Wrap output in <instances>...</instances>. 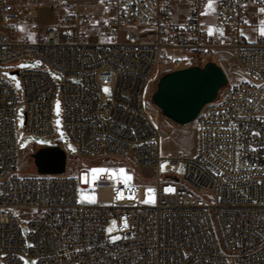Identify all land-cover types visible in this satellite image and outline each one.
<instances>
[{
	"label": "built area",
	"instance_id": "obj_1",
	"mask_svg": "<svg viewBox=\"0 0 264 264\" xmlns=\"http://www.w3.org/2000/svg\"><path fill=\"white\" fill-rule=\"evenodd\" d=\"M216 1L212 26L209 0H0V264H264V36L226 43L217 30L263 19L264 0ZM175 3L186 7L181 22L173 20ZM42 6L57 15L44 34ZM225 50L246 78L203 107L192 154L165 156L178 124L152 102L163 66H203L196 57L217 62ZM22 59L39 66L17 69ZM7 68L18 71L21 94L2 75ZM57 96L73 157L153 168V180L135 175L127 186L105 173L91 186L86 170L71 172L65 148L64 173L22 172L17 107L27 136L55 143ZM163 160L171 162L166 174ZM181 161L180 176L171 168ZM150 186L153 204L144 200ZM80 187L96 192L97 203L80 204ZM19 211L40 214L25 224Z\"/></svg>",
	"mask_w": 264,
	"mask_h": 264
},
{
	"label": "rangeland",
	"instance_id": "obj_2",
	"mask_svg": "<svg viewBox=\"0 0 264 264\" xmlns=\"http://www.w3.org/2000/svg\"><path fill=\"white\" fill-rule=\"evenodd\" d=\"M209 4L206 7V18L205 22L215 26L216 23V11H217V1L212 0L211 8L209 9ZM174 18L177 19L182 15L183 9L185 12V6L180 3H175L174 6ZM57 15L54 11L49 8L42 6L39 9V23L41 26V33H45L49 26L56 24ZM264 18H254L247 25H243L241 27H235L233 25H228L225 27L217 26L218 32L224 35L226 43H231L238 35L243 36L249 43H253L257 40L261 35V29H264ZM27 31V29H24ZM168 55L169 53H164ZM217 63L222 66L228 76V83H236L244 80L246 77L243 74L242 67L238 61V59L233 55V53L229 50H225L219 55V60ZM17 69L23 70L27 68H34L39 66V63L36 60L31 59H22L17 62L15 65ZM167 69V65L165 64L162 68L164 70L163 74ZM162 74V75H163ZM2 75L7 76L10 81H12L15 90L18 94L22 92V85L20 81V77L17 74H11V71L7 69L2 70ZM161 75V76H162ZM55 78L58 81H61V77L57 74ZM105 89H108V92H105ZM104 94L111 98L112 92L110 87L105 86L103 88ZM155 109V108H154ZM156 110V109H155ZM24 106L20 102L17 107V118H16V129H17V137H18V153H19V169L22 172L26 173H35L36 167L34 164V160L31 154L28 153L31 147L35 148L37 151L39 148L44 146H57L61 145L63 148L67 149L70 153V170L71 172H75L77 169L86 170L88 172V184L93 186L97 180L107 173L110 177L116 179L117 181H121L127 186H130L134 183V176L140 177L142 180L151 181L155 175V170L153 168H145V167H134L130 165L126 161H122L117 158H103V159H81L75 158L73 156L76 155L75 148L70 143L68 136L66 135L64 124H63V115H62V102L59 96L55 99L53 114L56 125V132L58 140L54 143L50 139H45L42 136L38 135H26L25 133V115H24ZM172 135H170L163 143V154L167 156L170 153L176 152L178 149H183L186 153L192 154L195 149V124L194 122L186 125V126H173ZM74 149V150H73ZM171 164L169 160H163L160 163L159 169L161 174L168 173L167 167ZM186 162L181 161L178 165V168L175 169L172 164L171 170L176 172L178 175H183L185 172ZM104 170V171H96L93 170ZM120 170H123L121 172ZM130 177V179H127ZM148 189H153V193H149ZM157 198V189L153 186L148 187L145 190V202L147 204L155 203ZM78 202L80 204L93 205L97 203L98 195L93 190H87L83 188H79L77 195ZM154 200V202H153ZM21 220L24 221L25 224L38 216L40 211H19L16 212ZM111 228V234L116 231L115 221H111L107 225V231ZM27 232V228L24 229ZM109 233V231H108ZM117 236V235H114Z\"/></svg>",
	"mask_w": 264,
	"mask_h": 264
},
{
	"label": "water",
	"instance_id": "obj_3",
	"mask_svg": "<svg viewBox=\"0 0 264 264\" xmlns=\"http://www.w3.org/2000/svg\"><path fill=\"white\" fill-rule=\"evenodd\" d=\"M11 74H17L13 71ZM228 84L225 70L215 61L203 66L165 72L152 94V102L172 122L186 126L193 123L203 107L215 100ZM36 172L62 174L66 171L67 152L61 146H44L33 155Z\"/></svg>",
	"mask_w": 264,
	"mask_h": 264
},
{
	"label": "snow or ice",
	"instance_id": "obj_4",
	"mask_svg": "<svg viewBox=\"0 0 264 264\" xmlns=\"http://www.w3.org/2000/svg\"><path fill=\"white\" fill-rule=\"evenodd\" d=\"M211 3H212V0H210L209 9H210V10H214L213 8H211ZM262 11H264V10H262ZM262 23H264V22H262ZM261 35H264V29H261ZM108 91H109L108 89H105V92H108ZM73 150H74V149H73ZM96 171H104V170H96V169L93 170V172H96ZM120 171L123 172V170H120ZM127 179H130V177H128ZM166 191H167V192H171V191H173V189L169 188V189H166ZM148 192H149V193H153L154 190H153V189H148ZM153 202H154V200H153ZM125 226H127L126 222H125ZM108 231H109V233H111L112 229L109 228ZM117 239H120V237H118V236H113V237H112L113 242H114L115 240H117ZM33 264H35V262H33Z\"/></svg>",
	"mask_w": 264,
	"mask_h": 264
},
{
	"label": "bare ground",
	"instance_id": "obj_5",
	"mask_svg": "<svg viewBox=\"0 0 264 264\" xmlns=\"http://www.w3.org/2000/svg\"><path fill=\"white\" fill-rule=\"evenodd\" d=\"M129 1V0H120ZM208 61H213V57H196V64H206Z\"/></svg>",
	"mask_w": 264,
	"mask_h": 264
},
{
	"label": "crops",
	"instance_id": "obj_6",
	"mask_svg": "<svg viewBox=\"0 0 264 264\" xmlns=\"http://www.w3.org/2000/svg\"><path fill=\"white\" fill-rule=\"evenodd\" d=\"M183 6H184V5H183ZM185 12H186V7H185ZM185 12H184V9H183L182 15H181L179 18H177V19H175V18H174V15H173V20H174L175 22H181V21L184 19V17H185Z\"/></svg>",
	"mask_w": 264,
	"mask_h": 264
}]
</instances>
